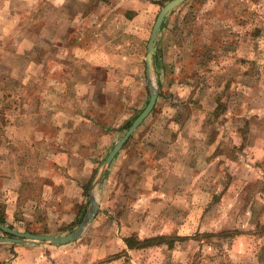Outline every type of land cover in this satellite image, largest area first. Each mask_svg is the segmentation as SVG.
I'll return each instance as SVG.
<instances>
[{
	"label": "rangeland",
	"instance_id": "1",
	"mask_svg": "<svg viewBox=\"0 0 264 264\" xmlns=\"http://www.w3.org/2000/svg\"><path fill=\"white\" fill-rule=\"evenodd\" d=\"M170 1L0 0V215L14 169L35 206L0 225L78 227L87 185L150 101L148 43ZM153 63L157 102L103 176L96 217L66 244L0 240V264H264V0H185Z\"/></svg>",
	"mask_w": 264,
	"mask_h": 264
},
{
	"label": "water",
	"instance_id": "2",
	"mask_svg": "<svg viewBox=\"0 0 264 264\" xmlns=\"http://www.w3.org/2000/svg\"><path fill=\"white\" fill-rule=\"evenodd\" d=\"M185 0H171L168 2L159 12L155 24L152 29V33L148 43V51L146 55V65H147V77L150 85V101L146 108L139 114V116L134 120L132 125L128 128L125 135L120 139V141L113 147L110 151L107 159L95 178L91 188H90V206L84 216L83 220L80 222L78 227L67 233L66 235H50V234H37L30 232H19L13 228L0 225V228L5 230L7 233L15 236V238H0L1 241H12V242H40V243H51V244H66L71 241L76 240L78 237L82 235L87 225L95 218L99 210V203L95 196V189L101 182L103 176L105 175L108 167L111 162L115 158V156L119 153V151L124 147V145L131 138L134 131L140 126V124L145 120V118L151 113L152 109L155 106L158 97V89L153 80V56L156 48V41L160 34V30L162 28L163 22L166 16L177 6L182 4Z\"/></svg>",
	"mask_w": 264,
	"mask_h": 264
},
{
	"label": "crops",
	"instance_id": "3",
	"mask_svg": "<svg viewBox=\"0 0 264 264\" xmlns=\"http://www.w3.org/2000/svg\"><path fill=\"white\" fill-rule=\"evenodd\" d=\"M165 28H166V18H165V20L163 22L162 28L160 30V34L158 36V39L159 40H160L161 34L164 32V29ZM158 39L156 41V46H157ZM153 69H154V63H153ZM147 80H148V77H147ZM148 83H149V80H148ZM218 107H219V105H217L215 109H217ZM132 139L133 138H131L129 140L131 141ZM81 160H84V157H81ZM82 169H83V166L81 167V170ZM17 171H18V169H14L12 171L13 174H11V173H6L5 174V175H7L9 177V180L11 182L9 183V187L8 188H2L1 191L3 193L2 202H3V206H4V212H2V215H3L4 219H5V223H7V224H14V225L19 226V224H22V222H23V221H21V220H23V217L22 216H25L27 214L26 211L28 209H30V210H31V208H34L35 209V206L32 205V204H31V206H28V205H30L29 204L30 202L32 203V201H34V199L32 197H31V201L26 202V203H25L24 199L21 197V195H20L21 180H20V176L17 174ZM176 174H177V172H176ZM173 175H175V172L173 171V169H171L170 171H167V174H166L165 177H169V176H173ZM177 175L179 177H181L180 174H177ZM84 181L88 182L89 181L88 180V177L81 176V178H78L77 183H79V184L82 185L84 183ZM92 184H90V186L87 185L86 197L89 198V200H90V188H91ZM99 186H100V183L96 187L94 193H95V196H96V198L98 200V203L100 205L99 198H98V194H97L98 189H99ZM68 192H69V189L66 188V190L64 191V195L67 194ZM65 198L68 199L66 195H65ZM28 199H30V198H28ZM0 201H1V198H0ZM99 210H100V206H99ZM99 210H98V212H99ZM98 217H99V215H98ZM36 222L37 221H35V223ZM31 227H33V229H31V228H28V229L29 230H37V229H40V228H37V226H31ZM130 234L129 235L122 234V236L119 237L118 240H119V243L121 245H123V247L125 249H127V250H134L133 248H129L127 246L126 242H125V239L126 238L131 237ZM25 245H27L28 249H33L34 247H38L37 244H35V243H29V244H25ZM17 259H18V261H20L21 258H17Z\"/></svg>",
	"mask_w": 264,
	"mask_h": 264
},
{
	"label": "trees",
	"instance_id": "4",
	"mask_svg": "<svg viewBox=\"0 0 264 264\" xmlns=\"http://www.w3.org/2000/svg\"><path fill=\"white\" fill-rule=\"evenodd\" d=\"M0 223H5V219H4L2 214L0 215ZM132 241H133V237L132 236L125 239V242H126V244H127V246L129 248L136 247V245H134L132 243ZM148 242H150V240H144V241L140 242V244H142V243L144 244V243H148Z\"/></svg>",
	"mask_w": 264,
	"mask_h": 264
}]
</instances>
